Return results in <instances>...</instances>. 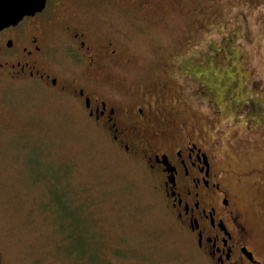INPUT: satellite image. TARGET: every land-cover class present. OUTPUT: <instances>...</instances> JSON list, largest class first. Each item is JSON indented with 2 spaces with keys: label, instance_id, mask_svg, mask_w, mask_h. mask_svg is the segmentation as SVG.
Masks as SVG:
<instances>
[{
  "label": "rangeland",
  "instance_id": "obj_1",
  "mask_svg": "<svg viewBox=\"0 0 264 264\" xmlns=\"http://www.w3.org/2000/svg\"><path fill=\"white\" fill-rule=\"evenodd\" d=\"M124 2L83 0L75 11L101 47L134 59L108 60L103 76L143 91L160 83L170 121L205 145L218 139L217 166L264 250V0ZM158 189L68 94L0 76L5 264H211Z\"/></svg>",
  "mask_w": 264,
  "mask_h": 264
},
{
  "label": "flooded vegetation",
  "instance_id": "obj_2",
  "mask_svg": "<svg viewBox=\"0 0 264 264\" xmlns=\"http://www.w3.org/2000/svg\"><path fill=\"white\" fill-rule=\"evenodd\" d=\"M120 1L143 9L159 2ZM82 2L46 0L41 11L1 29L0 76L35 82L77 101L113 143L146 167L178 226L211 264H264V250L254 240L230 172L217 166L218 139L205 145L193 126L170 121L169 112L161 107L160 83L143 91L103 76L108 60L129 67L134 59L111 41L104 48L94 40L75 16ZM203 90L202 94L208 92L207 87ZM261 171L264 175V165ZM262 229L264 233L263 223ZM0 264H5L1 251Z\"/></svg>",
  "mask_w": 264,
  "mask_h": 264
},
{
  "label": "water",
  "instance_id": "obj_3",
  "mask_svg": "<svg viewBox=\"0 0 264 264\" xmlns=\"http://www.w3.org/2000/svg\"><path fill=\"white\" fill-rule=\"evenodd\" d=\"M46 0H0V30L41 11Z\"/></svg>",
  "mask_w": 264,
  "mask_h": 264
},
{
  "label": "trees",
  "instance_id": "obj_4",
  "mask_svg": "<svg viewBox=\"0 0 264 264\" xmlns=\"http://www.w3.org/2000/svg\"><path fill=\"white\" fill-rule=\"evenodd\" d=\"M65 233L63 232V235H64ZM89 251L91 252V249H89ZM79 259H81V261H83L84 260V258H79ZM81 261L80 260H78V264H80L81 263Z\"/></svg>",
  "mask_w": 264,
  "mask_h": 264
}]
</instances>
